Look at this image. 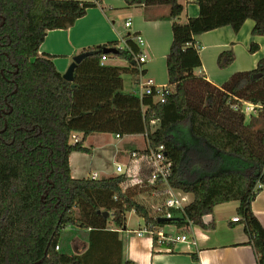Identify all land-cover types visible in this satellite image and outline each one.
<instances>
[{
	"label": "trees",
	"instance_id": "16d2710c",
	"mask_svg": "<svg viewBox=\"0 0 264 264\" xmlns=\"http://www.w3.org/2000/svg\"><path fill=\"white\" fill-rule=\"evenodd\" d=\"M123 1L167 6L159 17L171 22L172 32L165 59L169 93L163 102L123 92V75L137 85L143 74L135 62L140 48L129 34L124 47L105 44L81 51L86 55L75 66L72 82L56 71L53 56L38 54L48 31L71 27L89 8L101 6L99 0H0V264H82L72 242L92 244V235L109 229V220L123 228L125 213L132 210L146 225L212 230L214 221L203 218L216 205L232 201L239 203V221L231 226L243 225L256 264H264V229L251 210L264 189V58L254 70L236 72L219 87L194 72L201 69L197 36L225 26L237 33L251 20V35L264 37V0H193L198 15L184 22L177 0ZM105 48L117 53L105 54ZM256 50L251 44L249 53ZM102 57L122 60L127 67L106 65ZM233 61L228 49L216 65L222 70ZM239 101L258 105L259 118L246 122ZM177 125L186 126L215 154L240 159L245 166L185 181L184 148L171 133ZM73 134L80 140L73 142ZM93 134L145 136L146 147L139 151L144 154L162 146L172 163L169 184L189 194L191 202L172 221L153 219L151 205L134 199L136 191H151L142 161L132 166L143 173L138 184L130 183L127 173L72 178L69 155L89 154L84 141Z\"/></svg>",
	"mask_w": 264,
	"mask_h": 264
},
{
	"label": "crops",
	"instance_id": "0c3cea01",
	"mask_svg": "<svg viewBox=\"0 0 264 264\" xmlns=\"http://www.w3.org/2000/svg\"><path fill=\"white\" fill-rule=\"evenodd\" d=\"M99 1L101 6L89 8L85 16L76 20L71 27L48 31L38 48V54L53 56L52 62L56 71L63 75L73 58L84 49L105 44H114L115 47L121 48L125 45L126 35L129 34V38L133 41L138 35L142 38L143 45L137 46L140 48V54L145 57V62L142 64L136 60L135 62L138 63V69L143 71L142 77L147 75L149 77L147 79H150L154 85L167 88L165 59L172 41L171 22L159 20L160 16L167 13V6H127L123 0ZM177 2L183 6L181 22L198 15V7L193 0H177ZM126 22L130 23L129 27L125 26ZM253 26V21L246 20L237 33L225 26L195 37L201 61V69L195 70V74L203 73L208 82L219 87L236 72L254 70L257 62L264 58V37L252 36ZM251 44L257 45V50L252 54L249 53ZM228 49L233 51L234 61L221 70L216 65V59L221 52ZM108 61L107 58L103 62L109 66L127 67V63L119 59L113 64H109ZM146 64L150 66L148 69ZM159 70L163 77H159ZM131 82L133 86L136 85L132 79ZM154 123L152 130L156 125V122ZM143 137L145 140V136ZM88 145L90 143L85 147L89 148ZM86 156L85 153L79 152L69 155L72 178H90L92 174L97 175L95 171H91L90 159ZM129 163L130 161L124 171L130 169ZM74 164H77L78 168ZM115 176L117 175L113 173L106 176L97 175V179ZM141 196L142 193L136 191L134 199L139 202ZM150 198L152 201V197ZM238 206L237 201L216 205L207 221H214L212 230H202L193 225L181 229L172 225L160 226L166 233L185 234L189 238L188 243L155 242L153 244V238L149 235L137 236L135 233L137 230L130 231L124 226L109 227L107 230L94 233L91 237L93 243L90 245L86 240L76 239L72 242L71 248L75 255L81 257L82 264H256V256L247 243L248 238L243 232V225L230 224L233 217H238L236 213ZM251 210L264 229V189L252 201ZM193 256L196 257L195 261Z\"/></svg>",
	"mask_w": 264,
	"mask_h": 264
},
{
	"label": "rangeland",
	"instance_id": "374dc122",
	"mask_svg": "<svg viewBox=\"0 0 264 264\" xmlns=\"http://www.w3.org/2000/svg\"><path fill=\"white\" fill-rule=\"evenodd\" d=\"M114 60L115 59H109L108 63L113 64L118 62L117 59ZM149 67L150 66L146 64V68L148 69ZM158 75L159 77H163L161 70L158 71ZM140 76V82H144V79L149 78L147 75H144L145 77H142V75ZM122 79L123 92H134L136 95H140L138 86H133V83L131 82L132 77L130 75H123ZM259 115L260 114L256 111L249 116H245V120L247 122L250 116L258 119ZM171 133L184 148V164L182 165L181 170L185 181L208 176V174L239 171L245 166V162L240 159L217 155L211 150H208L206 145H203L201 141L195 139L190 134L186 126L177 125L173 128ZM87 143H90L88 147L91 149V153L86 154V158L90 159L89 163L91 171H95L98 176H106L111 173L118 175V173L114 172L115 167L120 165L125 169L127 163L130 161V152L133 150H142L146 146L142 135L116 139L112 134H93L84 141V146H87ZM74 166H77V164H74ZM86 173L88 172L86 171ZM132 179L135 182L137 179L140 180L139 177L136 178L135 175L133 176V173ZM129 182L131 183L130 180ZM141 193L142 198L139 203H143L146 206L148 205L150 209V205L152 206L151 198L147 192ZM189 198H191L190 195ZM151 211L153 212V210ZM125 226L127 230L136 231L139 230V228L144 227V222L135 212L130 211L125 213ZM108 227H115L111 220L108 222Z\"/></svg>",
	"mask_w": 264,
	"mask_h": 264
},
{
	"label": "built area",
	"instance_id": "2783aa9c",
	"mask_svg": "<svg viewBox=\"0 0 264 264\" xmlns=\"http://www.w3.org/2000/svg\"><path fill=\"white\" fill-rule=\"evenodd\" d=\"M129 22L125 23L126 27H129ZM134 42L139 47H142L143 41L140 36H136ZM106 58L102 57L101 61H105ZM135 60L142 64L145 62V57L142 54H139L135 57ZM138 90L140 91V95L138 96H151L155 101L163 102L165 96L169 93L168 88L159 87L153 84L150 79H146L144 82H139L137 84ZM239 109L246 115L249 116L255 113L256 109L259 108L258 105H253L248 102H238ZM233 109H237L234 105L231 106ZM154 121L150 123V130L153 129ZM116 139L120 137L115 135ZM73 142H77L80 140V137L76 134L71 136ZM130 169L128 171H124L123 167L117 165L115 167V172L118 174L127 173L130 177V181L132 184L141 183V179H137L136 182L132 179L135 175L136 178L143 174L138 168L135 170V167L132 166L137 162H144L148 169V175L146 178L147 185L151 187V191L149 193L152 199H156L158 202L152 204L151 208L153 210V219H165L167 221H172L176 216L175 213H182L183 209L191 202V198H189V194L184 193L180 190H177L169 184V179L171 177L172 172V163L166 157L164 148L162 146H158L155 148H148V150L144 153H140L139 151H131L130 155ZM139 174H138V172ZM139 175V176H138ZM91 179H97L96 174H92L90 176ZM139 180V181H138ZM232 222L239 221V217H233ZM168 226V224H166ZM174 226V225H172ZM137 236H141L143 234L149 235L151 238L155 237L157 243H188L189 238L185 234L175 235L173 233H166L163 231V228L160 226H156L153 224H148L143 227V229L137 230ZM57 249V248H56Z\"/></svg>",
	"mask_w": 264,
	"mask_h": 264
},
{
	"label": "water",
	"instance_id": "95a60500",
	"mask_svg": "<svg viewBox=\"0 0 264 264\" xmlns=\"http://www.w3.org/2000/svg\"><path fill=\"white\" fill-rule=\"evenodd\" d=\"M103 52L105 53V54H116L117 53V51L115 50V49H112V48H105L104 50H103ZM86 54L85 53H83V54H79V55H77L76 57H74L73 58V60H72V63L69 65V67H68V69H67V71L62 75V78L65 80V81H67V82H72V76H73V70H74V68H75V66L76 65H78L80 62H81V60H82V58L85 56ZM134 63V62H133ZM259 75H257V76H255V77H258ZM107 213H104V217H107ZM209 216H205L204 218H203V220H204V222H207L208 220H209ZM157 221L160 223V222H168L167 220H165V219H157Z\"/></svg>",
	"mask_w": 264,
	"mask_h": 264
}]
</instances>
